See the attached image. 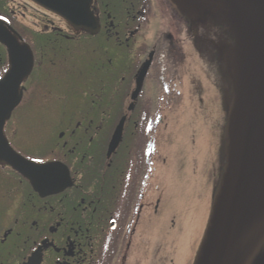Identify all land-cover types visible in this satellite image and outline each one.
Returning a JSON list of instances; mask_svg holds the SVG:
<instances>
[{
	"label": "flooded vegetation",
	"instance_id": "af4514ba",
	"mask_svg": "<svg viewBox=\"0 0 264 264\" xmlns=\"http://www.w3.org/2000/svg\"><path fill=\"white\" fill-rule=\"evenodd\" d=\"M61 1L0 0V78H7L0 84L21 93L0 138V264H172L155 231L169 197L168 158L158 149L175 106H194L186 136L193 145L206 136L212 143L206 157L189 152L182 169L200 195L210 189L213 203L235 97L226 66L234 37L222 22L230 7L227 0L200 9L91 0L85 29L59 12ZM207 60L226 69L221 113L199 82ZM67 101L68 119H40L48 116L42 108ZM13 156L45 163L22 172ZM167 218L161 235L169 245L177 217Z\"/></svg>",
	"mask_w": 264,
	"mask_h": 264
},
{
	"label": "water",
	"instance_id": "95a60500",
	"mask_svg": "<svg viewBox=\"0 0 264 264\" xmlns=\"http://www.w3.org/2000/svg\"><path fill=\"white\" fill-rule=\"evenodd\" d=\"M90 1L75 0L74 7L64 0L58 10L79 28L89 29ZM171 1L182 8L206 6V0ZM227 4L230 10L222 22L234 37L226 66L235 97L227 117L226 163L193 264H264V0H227ZM145 71L146 67L141 78ZM5 83L0 84V138L21 100V93L6 90ZM123 120L111 149L122 138ZM13 159L23 172L27 166L20 163L22 159Z\"/></svg>",
	"mask_w": 264,
	"mask_h": 264
},
{
	"label": "rangeland",
	"instance_id": "374dc122",
	"mask_svg": "<svg viewBox=\"0 0 264 264\" xmlns=\"http://www.w3.org/2000/svg\"><path fill=\"white\" fill-rule=\"evenodd\" d=\"M206 63L204 62V66L199 65L197 68L199 82L204 86L205 95L216 100V108L221 113L224 110L221 83L226 80L224 77L226 69H224L223 63H220L219 60L215 64L208 60ZM69 102L71 101H67L64 104L55 103L54 106L49 105L47 108H42L43 116L45 114L48 116L41 118V113L40 119H54L49 121L50 123L57 121V119H68V115L73 108ZM193 107L191 104H185V101L175 106V114L172 119H169L172 121L171 134L167 138L162 139V145L158 149V152L168 158V165L162 166V172L166 177L164 181H167L166 192L169 197L167 204H163L157 214L155 231L157 233V241L161 239L162 246H166L167 252L169 251L166 263L171 258L173 260L172 264L194 263L206 231L212 207L210 189L204 185L200 195V184L197 186L192 185L189 172L182 169L188 163V159L191 156L190 153L197 154L198 157H202L204 154V157H206L207 150L210 153L208 146L212 143L209 136L205 135L206 139L201 137V142L198 141L197 145H193L188 136H186L188 134L187 126H189V122L192 119ZM195 120L192 121L195 123ZM198 136L200 138L199 134ZM191 148H194L193 151ZM157 164L159 163L157 162ZM157 168H159V165ZM199 210L202 211L201 216H199ZM172 215L177 217V221H175L176 227L171 228L169 231L168 241L170 242L168 245L165 244L161 233L167 230L164 226L168 223L169 218L167 217H172ZM161 254L166 255L165 249ZM156 260H159L158 256Z\"/></svg>",
	"mask_w": 264,
	"mask_h": 264
},
{
	"label": "snow or ice",
	"instance_id": "6c2138e0",
	"mask_svg": "<svg viewBox=\"0 0 264 264\" xmlns=\"http://www.w3.org/2000/svg\"><path fill=\"white\" fill-rule=\"evenodd\" d=\"M5 19H6L5 16H0V20H5ZM70 70L71 69H69V71ZM0 79H5L6 80L7 78H0ZM41 129H42V121L38 122V124L36 126V129H35L36 133L39 134ZM20 163L22 165L31 167L32 165H43L45 163V161H43V160H31L29 158V160H21Z\"/></svg>",
	"mask_w": 264,
	"mask_h": 264
}]
</instances>
